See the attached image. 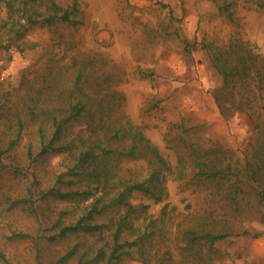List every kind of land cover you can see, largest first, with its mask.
Instances as JSON below:
<instances>
[{"label": "rangeland", "instance_id": "1", "mask_svg": "<svg viewBox=\"0 0 264 264\" xmlns=\"http://www.w3.org/2000/svg\"><path fill=\"white\" fill-rule=\"evenodd\" d=\"M53 1L63 6L72 2ZM76 1L79 22L36 24L0 53V97L7 99V95V102L14 99L20 103L34 97L39 105L54 107L69 99L71 89L77 93L81 87L93 105L98 101L112 104L110 122L133 133L135 127L141 130L164 163L139 141L136 157L113 162L111 180H141L159 169L167 197L153 203L138 193L129 199L134 204H149L141 216L153 219L154 233L145 240L150 262L170 250L178 264H264V223L253 218V212L252 218L242 222L251 235L230 236L211 249L195 245L183 250L178 236L184 227L196 225L195 213L207 205L204 200L209 195L217 201L220 197L211 190L213 184L194 180L197 161L206 157L210 148L238 157L250 139L247 115L224 118L219 114L212 90L221 77L202 44L207 41L218 47L230 35H241L264 54V5L260 4L264 0H233L232 4L226 0L230 3L227 9L218 8L224 0ZM20 112L24 120L32 121L27 108ZM0 128L6 130V126ZM35 129L33 124L26 125L11 156L24 170L8 166L1 171L0 209L7 198L25 197L30 190L38 198L67 163L58 155L45 154L30 164L26 145L30 141L33 150H38ZM126 140L129 143L130 139ZM202 151L203 158H198L197 152ZM213 154L217 153H209ZM81 205L38 198L34 213L24 203L3 211L4 224L29 233L30 238L0 236V248L20 264H34L35 246L45 264L77 241L81 253L94 242L93 235L48 238L58 211H67V222L78 215ZM132 258L123 255L116 264H143ZM76 261L77 256L66 264Z\"/></svg>", "mask_w": 264, "mask_h": 264}, {"label": "trees", "instance_id": "2", "mask_svg": "<svg viewBox=\"0 0 264 264\" xmlns=\"http://www.w3.org/2000/svg\"><path fill=\"white\" fill-rule=\"evenodd\" d=\"M230 3L224 0L218 8L227 9ZM77 6L76 0L64 6L53 0L46 3L43 0H0V53L36 24L79 22V17L75 16ZM202 45L221 77L220 84L212 90L214 103L224 118L236 113L247 115L251 123L250 139L238 157L213 148L206 151L209 159L203 158L205 151L202 154L197 152V157L203 159L196 163L194 180L213 184L211 190L220 197L217 201L209 195L204 200L207 205L195 213L198 217L196 225L184 227L179 233L183 250L195 245L211 249L230 236L251 235L250 230L242 225L252 218L251 212L253 218L264 223V54L256 51L241 35H230L226 43L218 47L207 41ZM75 93L71 89L69 99L54 107L39 105L34 97L28 102L24 98L21 103L14 99L7 102V95H4L7 99L0 97V127L6 126L4 132L0 131V175L8 166L14 171L24 170L17 166L15 159L11 160V156L23 137L26 125L33 124L38 150L34 151V145L27 142L26 158L30 164L45 154L58 155L67 161L64 168L54 175L50 185L40 191L38 198L82 204L78 215L71 216L67 222L64 221L67 211H58L51 223L53 231L48 236L49 240L71 234L93 235L94 242L84 247L81 253L78 251L80 242L77 241L46 264H66L76 256L75 264H116L123 255L143 264H178L170 250L150 262L145 240L154 233L153 219L141 216L149 204H134L129 200L138 193L153 203L167 197L159 169H153L141 180H111V171L120 160L139 154V141H143L161 163H164L163 158L140 129L135 127L133 133L126 131L123 125L109 121L108 109L112 104L98 101L93 105L81 87ZM22 108H27L32 121L23 119ZM211 151L217 154L209 155ZM33 192L30 190L25 197L7 198L6 206L0 209V236L10 240L30 238L29 233L13 230L9 224H4L1 216L3 211L12 210L20 203L26 204L34 213L38 198L33 197ZM109 213L107 219L98 220ZM35 252L34 264H45L37 246ZM0 264L20 263L13 262L5 249L0 248Z\"/></svg>", "mask_w": 264, "mask_h": 264}, {"label": "crops", "instance_id": "3", "mask_svg": "<svg viewBox=\"0 0 264 264\" xmlns=\"http://www.w3.org/2000/svg\"><path fill=\"white\" fill-rule=\"evenodd\" d=\"M221 115V113H219ZM222 116V115H221Z\"/></svg>", "mask_w": 264, "mask_h": 264}]
</instances>
